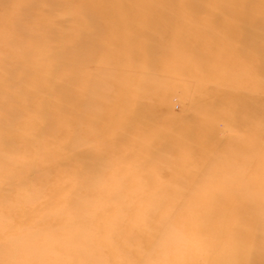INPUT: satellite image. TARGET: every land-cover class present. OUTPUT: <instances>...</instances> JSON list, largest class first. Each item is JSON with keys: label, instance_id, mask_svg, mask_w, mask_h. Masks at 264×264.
<instances>
[{"label": "rangeland", "instance_id": "obj_1", "mask_svg": "<svg viewBox=\"0 0 264 264\" xmlns=\"http://www.w3.org/2000/svg\"><path fill=\"white\" fill-rule=\"evenodd\" d=\"M263 46L264 0H0V264H264Z\"/></svg>", "mask_w": 264, "mask_h": 264}, {"label": "bare ground", "instance_id": "obj_2", "mask_svg": "<svg viewBox=\"0 0 264 264\" xmlns=\"http://www.w3.org/2000/svg\"><path fill=\"white\" fill-rule=\"evenodd\" d=\"M172 16V15H171ZM248 34V33H247ZM247 38V37H246ZM264 47V46H263ZM55 207H56V205H55ZM32 218V217H31ZM226 245H227V243H224L223 245H222V247L224 248V246L226 247ZM218 253V252H217ZM228 262H222L221 264H227ZM229 264V263H228Z\"/></svg>", "mask_w": 264, "mask_h": 264}]
</instances>
